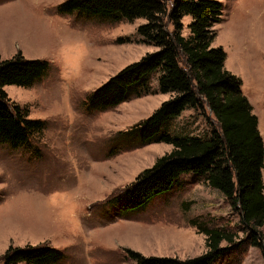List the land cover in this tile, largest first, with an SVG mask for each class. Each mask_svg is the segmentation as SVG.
Masks as SVG:
<instances>
[{"label":"rangeland","instance_id":"374dc122","mask_svg":"<svg viewBox=\"0 0 264 264\" xmlns=\"http://www.w3.org/2000/svg\"><path fill=\"white\" fill-rule=\"evenodd\" d=\"M63 1L0 0V61L21 53L50 65L29 89L4 87L11 103L46 126L27 146L0 144V258L10 246L46 243L64 252L56 264H132L127 251L185 260L206 252L205 237L188 224L192 219L230 232L236 241L246 237L230 204L205 183H190V176L140 212L120 217L108 206L110 196L172 150L166 144L127 146L121 136L149 117L166 94L131 97L104 111L88 112L84 103L110 77L156 48L137 43L136 29L145 20L115 24L59 15L56 7ZM165 1L170 10L173 0ZM224 4L211 47L223 49L224 68L240 78L264 148V0ZM189 21L182 20L184 37ZM156 77L149 78L151 89ZM171 131L202 137L209 128L187 110ZM232 257L229 264H264V247L247 246Z\"/></svg>","mask_w":264,"mask_h":264},{"label":"trees","instance_id":"16d2710c","mask_svg":"<svg viewBox=\"0 0 264 264\" xmlns=\"http://www.w3.org/2000/svg\"><path fill=\"white\" fill-rule=\"evenodd\" d=\"M224 10V0H173L170 10L165 0H64L56 7L59 15L76 14L115 24L143 19L136 41L156 48L90 93L84 103L88 112L116 107L131 97L171 94L149 117L121 135L127 146L166 144L172 150L109 197L107 204L113 212L120 217L140 212L179 187L182 177L190 176V183L203 182L217 191L247 230L246 237L236 241L232 233L192 219L188 224L205 237L204 254L180 260L127 251L132 264H218L221 260L229 264L247 246L264 247V148L257 117L242 94L240 78L224 68L226 53L221 47H211L212 27L221 21ZM184 17L190 18L187 37L182 36ZM49 69L48 62L27 60L21 53L0 61V144L17 149L44 131L45 121L29 119L26 108L9 101L4 87L29 89ZM153 74H157L156 86L151 89ZM187 110L204 120L209 128L206 135L171 131ZM3 196L0 192V203ZM63 258V251L41 243L8 247L0 264H56Z\"/></svg>","mask_w":264,"mask_h":264},{"label":"crops","instance_id":"0c3cea01","mask_svg":"<svg viewBox=\"0 0 264 264\" xmlns=\"http://www.w3.org/2000/svg\"><path fill=\"white\" fill-rule=\"evenodd\" d=\"M171 97V94H166V96L164 97V99L166 100H168L169 98ZM166 148H168V150H171L172 149V147L171 146H167Z\"/></svg>","mask_w":264,"mask_h":264}]
</instances>
